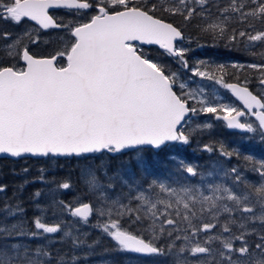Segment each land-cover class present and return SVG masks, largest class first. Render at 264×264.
I'll return each instance as SVG.
<instances>
[{
	"label": "snow or ice",
	"instance_id": "obj_1",
	"mask_svg": "<svg viewBox=\"0 0 264 264\" xmlns=\"http://www.w3.org/2000/svg\"><path fill=\"white\" fill-rule=\"evenodd\" d=\"M54 9L94 14L66 24L50 13ZM166 16H181L185 25L196 20L214 42L225 41L230 51L258 60L231 67L258 73L260 91L250 90L247 77L225 82V64L189 65V49L177 43L183 30ZM25 19L38 26L35 38L30 32L15 38L0 34L6 42L0 48V154L87 160L98 153H138L144 146L161 150L170 142L188 144L191 133L184 123L199 113L214 114L230 129L259 131L264 140V0H0V20L20 24ZM50 29L64 33L56 38L57 47L46 55L34 53L39 31ZM141 44L158 45L192 76L230 91L242 107L191 88ZM210 127L196 125L192 131ZM204 150L214 148L205 144ZM219 151L239 156L223 145ZM135 160L142 165L139 154ZM108 167L85 165V194L72 201L57 198L60 190L71 189L66 181L47 193L35 191L38 214L30 227L14 193L9 199L15 203L5 202L0 219V264H80L77 253L91 255L99 241L89 242L90 234L77 225L99 229L116 251L171 258V264H264V161L253 162L256 182L239 167L221 169L227 183L207 182L197 166L183 160L174 175L151 180L130 169L109 175ZM43 172L39 180L47 183ZM197 176L199 183L189 179ZM6 189L0 184V193ZM93 217L97 222L90 224ZM37 238L46 242L35 247L26 242ZM53 243L66 244L68 251L53 250Z\"/></svg>",
	"mask_w": 264,
	"mask_h": 264
},
{
	"label": "trees",
	"instance_id": "obj_2",
	"mask_svg": "<svg viewBox=\"0 0 264 264\" xmlns=\"http://www.w3.org/2000/svg\"><path fill=\"white\" fill-rule=\"evenodd\" d=\"M92 14H94V12L92 11H89L86 16L85 14H82V19L86 20ZM55 18L57 19V21H63L64 23H69L68 19H70V22L73 20H81V16L74 15L72 11H57L55 12ZM165 18L167 22H171L174 25L182 28L184 40L182 42H179L178 45H184L189 49V52L187 54L189 65H195L198 61L202 60L209 62L213 67L218 64H225L227 65L224 73L225 82L234 83L238 80L240 82H243L247 77L252 81L250 89L254 92L259 91L257 89L256 82L258 73L247 68L235 69L231 67V64L233 63L247 64L252 62H259L258 60H254L253 57L247 55L242 51H230L229 48L225 47V41L214 42L209 36L199 30V28L196 26V20H193L191 23L185 25V22L183 21V18L181 16H166ZM31 26L32 24H30L26 20H24L20 24L0 20V34L7 32L10 33L13 38H15L18 35H22L25 33L23 32V29L25 27ZM36 34L34 33L31 35L33 38H35ZM39 35L40 41L36 45L31 46L32 51L38 55H46L50 51H52L53 48L57 47L55 40L58 36L64 35V33L60 30H40ZM3 42H5V40L3 38H0V48L3 46ZM24 43H28V40L25 39ZM142 49L146 53L151 54L154 58L158 59L163 64L167 65L171 71H179L180 66L177 60L165 54L163 50L153 46L149 48L142 47ZM252 50L257 52L261 51L260 48ZM12 63H15V61H12ZM216 75L219 76L221 75V73H216ZM210 115L211 114H209L208 117ZM188 120L184 124L186 130L190 127V125H188ZM220 125L215 124V128L218 131L217 133L202 130L201 132H199V135L190 136L189 143L183 148H175L174 150L170 149L169 146H165L158 152H154L153 150L148 148L141 149L143 153L142 158L144 159V161H142L143 163L140 166L137 165L135 158L132 156L133 152H127L115 156H109L108 154L92 155L89 156L87 160L76 158H0V184L7 185L6 191L0 193V219H3L5 215L2 211L5 202L8 201L10 203H15L14 200L9 199L13 197L14 193L16 194V197L23 203L24 208L27 210L26 219L28 221V227L31 226L30 221L32 217L38 214L36 212L32 197V194L35 191L41 190L43 192H46L48 188L56 187V184L66 181L72 185V188L67 192L60 190L57 194L58 199L72 201L84 195L85 186L80 170L88 164L99 166L102 161H104V156L105 158H107L106 160H108L105 164L109 166V175H112L118 169L125 170L130 168L136 176L145 180H151L156 177L163 178L172 176L177 171V158L186 159L187 162L194 163L197 166L199 172H202L206 170L205 166L208 165V162L210 161L208 160V157L206 159L198 157L199 155L203 154V152H200L199 150L202 145L209 144L213 146L215 150L216 148L223 145L220 143L223 142L224 144H226V146L235 144L234 148H236L238 147L237 144H239V147L247 148V144L245 142H240V138L238 136H231V134H224L223 132H220ZM187 131L191 133L192 128ZM217 140L219 142H215ZM170 146L177 145L173 144ZM226 146L223 145V148L229 151V148ZM249 150H251V153L252 155H254V157H257L256 153H258V148L256 146ZM195 152H200V154H196ZM234 157H236L237 159L231 161L232 163H230L229 165L239 167L241 170L243 169L245 171H247L249 168H252L251 163L246 161L245 157H243V159H240L239 156H236L235 154ZM26 168H29L30 171L34 172V176H23L25 173L24 169ZM41 169L44 170L43 175H45L44 179L47 182L45 186L42 182L35 180L39 179L40 173L38 171H41ZM102 173L103 169H101V181L106 182ZM117 191H119V185H117ZM47 200L48 199L46 196L41 197L42 204ZM49 216H51L50 212ZM16 219H19V217L9 219L7 223H13ZM92 219L90 220V224L93 223ZM84 228L88 229L89 227L84 226ZM89 230V242H91L92 240H98L99 244L92 252V255L85 256V252L83 251L77 253V255L83 257L80 264H98L95 263L97 261L96 257H99L101 254L105 255L109 259L113 258V263L111 264H132L134 262H137L136 264H148L147 257H144L145 259H143L142 256H139L137 258L133 255H130L129 253H121L119 251H116L115 243L106 235H104L99 229L89 228ZM26 242L35 247L36 245L45 243L46 241L37 238L30 239ZM52 248L53 250L59 249L62 253L68 251V246L66 244L53 243ZM167 263L171 264V258L167 260Z\"/></svg>",
	"mask_w": 264,
	"mask_h": 264
},
{
	"label": "rangeland",
	"instance_id": "obj_3",
	"mask_svg": "<svg viewBox=\"0 0 264 264\" xmlns=\"http://www.w3.org/2000/svg\"><path fill=\"white\" fill-rule=\"evenodd\" d=\"M77 16H82V14L77 15ZM68 20L70 22V19H68ZM86 20L81 19V20H78V22H85ZM37 29L38 28L36 26L32 25L31 27H25L23 29V32H30L31 34H34V33L36 34ZM18 36H20V35H18ZM3 43L5 44V42H3ZM4 44H3V46H4ZM3 46L1 48H3ZM178 46L186 48V46L181 45V44ZM173 72H177L182 80L188 81L189 86L191 88H203L206 93L215 94L216 98L218 100H220L222 103H231V104H234L236 107H239V105L236 103V101L231 97L229 91L227 89H223L220 85L216 84L214 81L201 79L200 77H194V76H192L190 71L185 70L182 67H179V71H173ZM189 78H191V79L189 80ZM257 89L260 91V89L258 87H257ZM209 114H211V113H199L196 115H191V117L188 120V122H189L188 125H190V127L187 130H190L191 128L193 130L196 127V125L211 124L210 128L203 129V130H207L209 132L212 129L214 124H219V125L221 124L220 121H217L214 118L215 117L214 114H211L210 115L211 117L210 116L208 117ZM245 119L248 121H254V118H252V117H245ZM199 132H201V131H196V132L191 131V136L198 135ZM243 133H246V132H243ZM239 141L245 142L247 144V148L239 147L240 146L239 144H237L238 147L234 148L235 144H231V146H226V144H224L223 142H220V143L223 144L224 146L228 147L229 151H238L240 159H243V157H251L252 160L248 161V162L251 163L252 168H253V162L264 161V140L261 139L259 131L255 132V133H249V135H245ZM215 142H219V141L217 140ZM176 145L177 146H169V147H170V149L175 150V148H183L187 144L177 142ZM204 145H202L199 148L200 152H203V154L198 156L199 158L202 157L204 159H206L208 157L209 158L208 160H210L208 162V165L205 166L206 170L201 172V173H204V177H203L204 180L207 182H220L223 179L224 182L227 183V181L230 178L223 177V171H227V170L231 169L232 167H235V166H231L229 164L232 163L231 161L236 160L237 158L234 157V155L231 157L222 156L220 151H219L220 147L213 150V152H207L204 150ZM256 145H258V153L259 154L257 157H254V155H252V153H251V150H249V149L254 148ZM158 151H160V150H158ZM158 151H156V152H158ZM225 151H227V150H225ZM200 152H195V153L200 154ZM138 154L141 157L143 156L141 149L139 150L138 153L133 151L132 156L135 158ZM210 157H212V158H210ZM103 158H104V161H102V162L107 163V161H108V160H106L107 158H105V156ZM195 158H197V157H195ZM180 160H183L187 164L195 165L192 162H187L186 159L177 158V161H180ZM142 161H144L143 158H142ZM51 162H53V161H51ZM252 168H249L247 171H245V170H242V171H243L244 176L246 177V179L249 182H256L260 179V177L258 176V174L255 171L252 170ZM26 169H28V171L25 172L23 176H25V177L30 176V175L34 176V174H35L34 172L30 171L29 168H26ZM128 169H130V168H128ZM221 169L223 171H221ZM118 170H120V169H118ZM130 170L132 171V169H130ZM197 170H198V168H197ZM103 171H104V169H103ZM209 171H211L213 173V175H211V176L207 175V173ZM38 172L41 175V171H38ZM198 172H199V170H198ZM43 176L45 177V175H43ZM189 179L193 183H199L201 180V178L199 176L194 177V178L189 177ZM35 180H38L39 182H41L39 179H35ZM43 184L45 186L46 183H43ZM52 188H55V187H52ZM69 190H71V189H69ZM63 191L67 192L68 190H63ZM45 193H47V191ZM45 196L48 199V196L47 195H45ZM92 221H93V223H91V224H95L97 222L96 217H94L92 219ZM77 227H79L82 232L90 231L89 228L92 229L91 227H89L88 229L84 228V226L82 227V225H77ZM81 227H82V229H81ZM96 258H97V261L95 263H98V264H111V263H113V258L109 259L105 255H102V254ZM147 258H148V260H147L148 264H152V263L168 264L167 260H164V258H160V257H155V258L154 257H147ZM143 259H145V258L143 257ZM136 263L137 262H134L132 264H136Z\"/></svg>",
	"mask_w": 264,
	"mask_h": 264
},
{
	"label": "water",
	"instance_id": "obj_4",
	"mask_svg": "<svg viewBox=\"0 0 264 264\" xmlns=\"http://www.w3.org/2000/svg\"><path fill=\"white\" fill-rule=\"evenodd\" d=\"M27 20V19H26ZM29 21V20H28ZM30 23H32V24H34L35 26H37L36 24H35V22H32V21H29ZM44 31H47V30H44ZM179 42V41H178ZM138 43H140V42H138ZM140 46H143V47H150V46H155V47H158L159 48V46L158 45H147V44H141ZM160 49V48H159ZM162 50V49H161ZM230 94H231V92H230ZM231 96L233 97V99L235 100V101H237L240 105H241V103L231 94ZM242 106V105H241ZM217 119V118H216ZM223 121V120H222ZM224 123H225V125H226V122L225 121H223ZM227 126V125H226ZM228 128V127H227ZM230 131H235V132H239V133H243V132H246L245 130H241V129H230V128H228ZM170 143H174V142H170ZM169 144V143H168ZM143 148H151V147H149V146H144ZM153 149V148H152ZM156 150V149H155ZM126 152H129V151H125V152H123V153H126ZM121 154V153H120ZM111 155H119V154H111ZM25 157H33V156H30V155H25V156H22V157H19V158H15V157H11L10 155H8V154H0V158H10V159H21V158H25ZM33 158H45V157H33ZM134 255H136V254H134Z\"/></svg>",
	"mask_w": 264,
	"mask_h": 264
},
{
	"label": "bare ground",
	"instance_id": "obj_5",
	"mask_svg": "<svg viewBox=\"0 0 264 264\" xmlns=\"http://www.w3.org/2000/svg\"><path fill=\"white\" fill-rule=\"evenodd\" d=\"M57 11H71V10H68V9H54V10H50V13L54 16V18H55V12H57ZM56 19V18H55ZM50 30H56V29H50ZM47 31H49V30H47ZM184 40V39H183ZM182 40V41H183ZM182 41H179V42H182ZM179 42H177V43H179ZM141 47H143V46H141ZM145 48H148V47H145ZM235 83V82H234ZM251 90V89H250ZM229 93H230V91H229ZM231 95V94H230ZM232 97V96H231ZM233 98V97H232ZM236 103L239 105V107H242L237 101H236ZM191 117V116H190ZM189 117V118H190ZM188 118V119H189ZM215 119H216V116L214 117ZM187 119V120H188ZM244 120H245V118H243ZM187 120H186V122H187ZM185 122V123H186ZM184 123V124H185ZM225 124V123H224ZM227 127V126H226ZM229 130V129H228ZM235 132V131H234ZM247 133H249V132H246V133H239V132H237V134H239V135H243V134H245V135H247ZM198 135H199V133H198ZM199 137V136H198ZM196 140V139H195ZM198 142V141H197ZM173 144H177V142H174V143H169V144H167L166 146H170V145H173ZM196 146V145H195ZM141 149H144V148H141ZM148 149H151V150H153L154 152H156V151H158V150H155V149H152V148H148ZM129 152H133V151H129ZM127 153V152H126ZM99 154H108V153H98V154H94V155H99ZM121 154H123V153H121ZM109 156H115V155H111V154H108ZM120 155V154H119ZM25 158H31V159H43V158H33V157H25ZM55 159H59V158H55ZM243 170V169H242ZM96 233V232H95ZM130 255H133L132 253H129ZM92 255V254H91ZM134 256V255H133ZM143 257V256H142ZM83 263V262H82Z\"/></svg>",
	"mask_w": 264,
	"mask_h": 264
},
{
	"label": "flooded vegetation",
	"instance_id": "obj_6",
	"mask_svg": "<svg viewBox=\"0 0 264 264\" xmlns=\"http://www.w3.org/2000/svg\"><path fill=\"white\" fill-rule=\"evenodd\" d=\"M217 121H220L221 122V125H220V132H223L224 134H231V136H238L240 139L243 138L245 136V134L243 135H236L237 132H234V131H230L228 130V128L226 127V125L224 124V122L222 120H218L216 119ZM246 120V119H245ZM214 133H217L218 131L216 130L215 128V124L213 125L212 129L210 130ZM247 135H249V133H247ZM256 147L258 148V145H256ZM256 156H258V153H256ZM135 256V255H134ZM135 257H139V256H135Z\"/></svg>",
	"mask_w": 264,
	"mask_h": 264
}]
</instances>
